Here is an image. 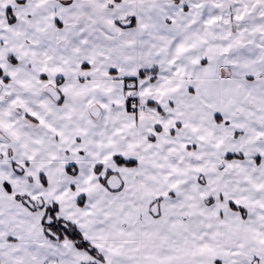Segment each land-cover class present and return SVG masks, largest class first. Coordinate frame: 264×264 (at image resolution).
Wrapping results in <instances>:
<instances>
[{
	"label": "snow or ice",
	"instance_id": "obj_1",
	"mask_svg": "<svg viewBox=\"0 0 264 264\" xmlns=\"http://www.w3.org/2000/svg\"><path fill=\"white\" fill-rule=\"evenodd\" d=\"M0 264H264V0H0Z\"/></svg>",
	"mask_w": 264,
	"mask_h": 264
}]
</instances>
